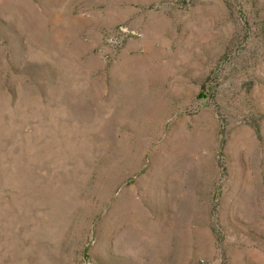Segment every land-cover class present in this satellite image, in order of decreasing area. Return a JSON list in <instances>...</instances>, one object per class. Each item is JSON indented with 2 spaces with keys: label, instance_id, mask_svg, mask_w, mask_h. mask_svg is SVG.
I'll return each instance as SVG.
<instances>
[{
  "label": "rangeland",
  "instance_id": "obj_1",
  "mask_svg": "<svg viewBox=\"0 0 264 264\" xmlns=\"http://www.w3.org/2000/svg\"><path fill=\"white\" fill-rule=\"evenodd\" d=\"M0 264H264V0H0Z\"/></svg>",
  "mask_w": 264,
  "mask_h": 264
}]
</instances>
